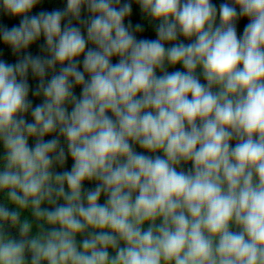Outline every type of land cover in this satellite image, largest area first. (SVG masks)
<instances>
[{"label": "clouds", "instance_id": "clouds-1", "mask_svg": "<svg viewBox=\"0 0 264 264\" xmlns=\"http://www.w3.org/2000/svg\"><path fill=\"white\" fill-rule=\"evenodd\" d=\"M42 2L0 0V264H264V0Z\"/></svg>", "mask_w": 264, "mask_h": 264}, {"label": "trees", "instance_id": "trees-1", "mask_svg": "<svg viewBox=\"0 0 264 264\" xmlns=\"http://www.w3.org/2000/svg\"><path fill=\"white\" fill-rule=\"evenodd\" d=\"M212 2L217 7H219V4L224 2V0H212ZM132 4H133V14L131 16L132 23L133 24L141 23L145 27V32L143 33L144 38L154 39L155 38V34L153 30L154 26L152 27L147 26L146 22L143 20L142 14L139 12V9L135 4V0H132ZM65 7H66V0H43V2L37 5V7L33 10V14L38 13L39 11H42V10L43 11H52L55 9L63 10ZM82 15L86 16L87 13L84 12L82 13ZM246 23H247L246 19L240 20L238 22L237 24L238 35H242L243 28ZM18 24H19L18 18L14 19L10 16L5 15L3 12H0V26L11 28L12 26L18 25ZM43 46H44V40H43V37H41V39L29 49V52H31L32 55H42L44 54ZM18 58L19 57L15 56L9 48H6L5 46H3L2 43H0V59H3L9 63H13ZM81 70H82V65H81ZM173 70L175 69L168 68V71H173ZM157 74L159 75L160 73L158 72ZM29 82L33 87H35L36 84L38 83L37 80H34L31 77V74L29 75ZM201 82H204L202 77H201ZM74 91H75V94L78 96L80 93V89L75 88ZM38 102L39 100L34 101V103H38ZM0 151H2V149H0ZM136 151H141L138 146H136ZM70 165H71V160L69 159L67 166L70 167ZM186 167H190V165ZM85 187H91V185L86 184ZM101 202H103V200Z\"/></svg>", "mask_w": 264, "mask_h": 264}, {"label": "rangeland", "instance_id": "rangeland-1", "mask_svg": "<svg viewBox=\"0 0 264 264\" xmlns=\"http://www.w3.org/2000/svg\"><path fill=\"white\" fill-rule=\"evenodd\" d=\"M178 68H179V66H178ZM180 70H182V69H180Z\"/></svg>", "mask_w": 264, "mask_h": 264}]
</instances>
